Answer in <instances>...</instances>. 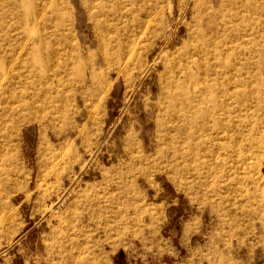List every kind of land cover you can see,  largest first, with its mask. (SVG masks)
Wrapping results in <instances>:
<instances>
[{"label":"rangeland","instance_id":"rangeland-1","mask_svg":"<svg viewBox=\"0 0 264 264\" xmlns=\"http://www.w3.org/2000/svg\"><path fill=\"white\" fill-rule=\"evenodd\" d=\"M50 1L0 0L3 50ZM54 1L81 63L6 69L0 264H264V0ZM203 42L183 118L175 67Z\"/></svg>","mask_w":264,"mask_h":264},{"label":"bare ground","instance_id":"bare-ground-1","mask_svg":"<svg viewBox=\"0 0 264 264\" xmlns=\"http://www.w3.org/2000/svg\"><path fill=\"white\" fill-rule=\"evenodd\" d=\"M54 2V0H51L44 8H38L37 6V10H34V15L28 14L29 10H27V8H25L27 11L26 15L25 12L24 14L17 12L15 17L17 20V27L20 30L18 38L15 39L17 45L11 50L7 47V49L3 50L0 46V90L2 89L4 80L10 73L9 70H11L9 69L6 71V69L10 64L18 61L19 58L23 56L21 54L23 52H25L24 54L26 56L24 61L25 65L32 70L34 69L35 71L36 69L41 73L45 69L44 71H46L47 75H51L52 73L54 75L55 71L51 68L57 66L58 59H62V66L64 68H67L74 63L78 65L81 63V57L79 54H76L75 57H73V50L71 49V46L67 44L69 37L63 34L65 25L62 22L55 24L51 22L53 20H50L47 17V12L52 6H54ZM2 16V20L6 18L3 13ZM33 19L37 21L35 26H32ZM2 28L3 24H0V29ZM4 32L6 31L4 30ZM104 32H114V27L111 25H105ZM113 38L114 37L111 39ZM11 39H13V37L10 33V28L8 33L6 32L5 35H0V42H3L6 46H11V44H9ZM16 51L18 52L16 53ZM215 56H217L215 45L209 44V42H203L201 45L197 46L188 57L176 65L173 75V93H171V98L173 101L182 100L181 109L178 112L181 113L183 118H185L193 109L195 110L196 100L194 99L196 97V86L202 81V76L205 75L209 69L208 66L210 65L211 59L215 58ZM91 78L93 79L94 75H92ZM82 81L83 80H79V83ZM35 97L36 94L30 97L28 88L24 87L22 98L35 99ZM243 97L244 95H242V98ZM23 102L24 105H28L26 100ZM243 103L245 102L242 100V105ZM176 104L179 105L178 102ZM220 106L221 104H219L218 99L215 98V111L219 110ZM202 115L204 117L210 116L208 112H203Z\"/></svg>","mask_w":264,"mask_h":264},{"label":"crops","instance_id":"crops-1","mask_svg":"<svg viewBox=\"0 0 264 264\" xmlns=\"http://www.w3.org/2000/svg\"><path fill=\"white\" fill-rule=\"evenodd\" d=\"M117 261H118V263L117 264H155V262L152 260V261H146V260H144V261H135V262H133L132 260H131V254H128V252H127V255H125L124 257H122V256H119L118 257V259H117ZM115 262V261H114ZM114 264H116V263H114ZM160 264H169V263H167V262H163V263H160Z\"/></svg>","mask_w":264,"mask_h":264}]
</instances>
